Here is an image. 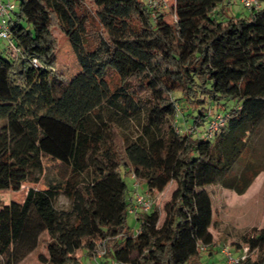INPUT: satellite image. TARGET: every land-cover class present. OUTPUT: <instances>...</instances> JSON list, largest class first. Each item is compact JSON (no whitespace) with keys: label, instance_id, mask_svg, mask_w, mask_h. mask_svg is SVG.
I'll return each mask as SVG.
<instances>
[{"label":"trees","instance_id":"16d2710c","mask_svg":"<svg viewBox=\"0 0 264 264\" xmlns=\"http://www.w3.org/2000/svg\"><path fill=\"white\" fill-rule=\"evenodd\" d=\"M224 2L173 0L168 22L146 0L18 1L9 27L19 53L0 51V195L11 194L0 207V264L36 251L44 235L39 264H81L77 253L90 259L100 242L113 264H201V247L215 241L207 187L243 195L264 171L253 143L264 126V8L238 18L219 12ZM54 29L77 60L70 79L57 72ZM217 113L227 117L214 138L185 131L189 118L199 129ZM43 157L58 167L55 183L27 186ZM132 174L149 194L175 184L162 225L153 207L135 216L137 234L127 226L123 175ZM61 195L67 213L56 208ZM240 241L242 264H264V228Z\"/></svg>","mask_w":264,"mask_h":264},{"label":"rangeland","instance_id":"374dc122","mask_svg":"<svg viewBox=\"0 0 264 264\" xmlns=\"http://www.w3.org/2000/svg\"><path fill=\"white\" fill-rule=\"evenodd\" d=\"M13 1L16 2L18 9L19 0ZM164 1L167 3L168 8H162L160 12L164 15L168 22H172L173 19L171 7L173 6V0H163V2ZM240 1L241 0H225L223 4V10L220 8L221 10L219 9V12L221 11V13H226L227 16L238 18L249 15V10H246ZM261 7L264 8V4H262ZM54 35L58 41L57 72L60 75H64L66 78L70 79L79 72L76 57L66 36L58 29H54ZM5 46L6 42L0 40V50ZM53 92L54 97L59 98L63 92V87L56 86L54 87ZM172 96L174 99H176L179 95L174 93ZM179 106L180 109L178 112V117L182 115L184 117L187 109L183 104ZM233 106V102H227L228 110ZM206 108L208 110L209 106L207 105ZM211 109L212 113L226 111V109H224L222 106L217 109L215 107ZM198 111L199 110L191 111V113L197 114ZM176 119L178 118L175 117V120ZM209 119V117L206 118L203 125L199 127V130H202L204 126L207 125ZM3 123L4 121L0 120V126ZM177 125L181 126V128H179L180 131H183L185 128V126H183L180 122ZM194 125L195 124L193 123L192 118H189L188 127H193ZM253 143L254 147L256 148V159L259 163V166H264V126L254 139ZM42 168L43 169L41 173L36 171L34 174L39 182L34 183L32 180L28 179L26 183L27 186L34 185L37 188H41L46 182L55 183L53 177L59 171L56 163L49 158L43 157ZM123 177L127 183L128 190H132L134 183L132 177L125 175H123ZM174 189L175 184H171L163 193L150 194V197L154 203V207H158L162 212L160 225H162L165 219L164 208L169 204ZM207 190L210 193L213 201L214 220L210 231L215 241L210 249L201 251V264H226L225 258L220 252L221 247H230L232 252L237 255L239 250L244 245L241 243L240 237L252 228H264V171H262L257 176L251 187L243 195H238L233 191L226 190L219 184L209 186L207 187ZM141 191L144 192L142 189ZM0 198L3 200V203L0 204V207L11 202V194L1 195ZM56 208L60 212L67 213L71 209V201L64 195H61L56 201ZM127 226L133 234L138 233L139 223L134 215L128 214ZM46 237V235L42 237V240L36 251L27 253L26 255H23L22 253L18 262L15 264H39L37 256L39 252H46L45 245L43 243ZM77 254L82 258L81 264H89V260H87L85 251H79Z\"/></svg>","mask_w":264,"mask_h":264},{"label":"built area","instance_id":"2783aa9c","mask_svg":"<svg viewBox=\"0 0 264 264\" xmlns=\"http://www.w3.org/2000/svg\"><path fill=\"white\" fill-rule=\"evenodd\" d=\"M242 6L249 11L261 9V3L258 0H241ZM146 3L151 10V17L156 19L162 8H168L167 3L163 0H146ZM172 9V21L176 22V13L174 10V3ZM17 10V4L13 0H0V40L6 42L4 49L6 52L18 55L19 50L12 41V35L9 27L10 16ZM34 66H38L37 60L33 61ZM179 112V111H177ZM212 120L208 123L204 131H200L196 126L186 128L185 131L197 137L212 139L224 127L226 123L225 115L220 113L213 114ZM178 118V114H177ZM134 183L132 190H130L131 205L128 209V214L137 216L139 213H147L154 207V203L147 192L141 191V186L134 174L131 175ZM202 251L206 247H201ZM221 254L224 256L226 264H242L249 256V247L244 244L238 254L235 255L230 247H221ZM108 257V250L104 242L97 244L94 252L89 260V264H106L105 259Z\"/></svg>","mask_w":264,"mask_h":264},{"label":"crops","instance_id":"0c3cea01","mask_svg":"<svg viewBox=\"0 0 264 264\" xmlns=\"http://www.w3.org/2000/svg\"><path fill=\"white\" fill-rule=\"evenodd\" d=\"M4 48H2L0 51H2ZM182 117H183V115L182 116H180V117H178V120H177V122L179 123H182L183 122V119H184V117H183V119H182ZM182 125L184 126L185 125V122H183L182 123ZM142 190L144 191V192H146V190L144 189V188H142ZM1 196V195H0ZM1 203H3V200L0 198V204ZM87 260H90L89 258H87ZM105 263L106 264H113L112 263V261H111V258H109V257H107L106 259H105Z\"/></svg>","mask_w":264,"mask_h":264}]
</instances>
